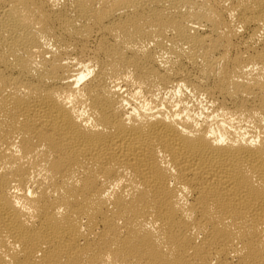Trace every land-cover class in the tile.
<instances>
[{
	"label": "bare ground",
	"instance_id": "bare-ground-1",
	"mask_svg": "<svg viewBox=\"0 0 264 264\" xmlns=\"http://www.w3.org/2000/svg\"><path fill=\"white\" fill-rule=\"evenodd\" d=\"M0 264H264V0H0Z\"/></svg>",
	"mask_w": 264,
	"mask_h": 264
}]
</instances>
